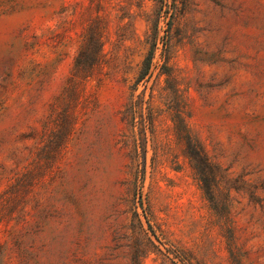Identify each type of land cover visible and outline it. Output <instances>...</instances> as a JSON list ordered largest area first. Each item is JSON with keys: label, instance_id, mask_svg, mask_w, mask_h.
Wrapping results in <instances>:
<instances>
[{"label": "rangeland", "instance_id": "1", "mask_svg": "<svg viewBox=\"0 0 264 264\" xmlns=\"http://www.w3.org/2000/svg\"><path fill=\"white\" fill-rule=\"evenodd\" d=\"M96 25L102 64L73 96ZM66 111L53 169L24 188ZM0 221V264H264V0H0Z\"/></svg>", "mask_w": 264, "mask_h": 264}, {"label": "trees", "instance_id": "2", "mask_svg": "<svg viewBox=\"0 0 264 264\" xmlns=\"http://www.w3.org/2000/svg\"><path fill=\"white\" fill-rule=\"evenodd\" d=\"M103 37L99 26H91L88 29L87 38L82 43L79 52L75 58L71 76L68 81V90L73 96L79 95L84 91L89 81L94 77V73L102 64L103 59ZM153 53L147 58L140 71L137 85L143 81L149 74L152 67ZM176 125L181 133V141L184 143V156L189 162L190 168L205 197L211 202L219 198V175L216 166L211 162L208 153L200 141L194 135L188 125L187 119L183 116V111H178ZM154 124V118L151 120ZM74 126V115L66 111L62 120V125L57 131L55 137L50 143V149L45 153V157L39 159L45 160L37 164L36 168L25 176V187L28 188L38 179L48 175L53 169L63 147L65 146L69 134ZM183 136V137H182ZM2 221H0L1 224Z\"/></svg>", "mask_w": 264, "mask_h": 264}]
</instances>
